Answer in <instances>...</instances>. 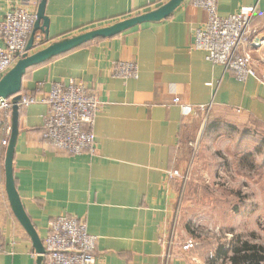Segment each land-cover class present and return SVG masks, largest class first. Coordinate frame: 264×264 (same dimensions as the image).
Wrapping results in <instances>:
<instances>
[{
    "label": "crops",
    "instance_id": "crops-1",
    "mask_svg": "<svg viewBox=\"0 0 264 264\" xmlns=\"http://www.w3.org/2000/svg\"><path fill=\"white\" fill-rule=\"evenodd\" d=\"M18 1L40 0H0V19ZM168 1L46 0L48 37L37 31L30 53ZM190 1L184 0L164 19L95 39L27 69L20 94L44 95L53 83L80 82L100 101L93 155L69 154L43 139L47 105L19 107L13 176L41 241L52 218L70 215L83 219L97 237L98 264H164L166 256L167 264H211L197 247L181 249L188 240L175 226L181 183L171 174L183 169V149L201 106L239 125L264 126V83L253 77L240 81L223 65L209 61L204 51L192 48L207 16ZM251 6L256 8L252 25L264 37V0H217L220 16ZM263 52H253L259 70ZM121 62L135 63L137 77H116ZM5 138L9 134L0 127V264H37L31 239L7 197Z\"/></svg>",
    "mask_w": 264,
    "mask_h": 264
},
{
    "label": "built area",
    "instance_id": "built-area-1",
    "mask_svg": "<svg viewBox=\"0 0 264 264\" xmlns=\"http://www.w3.org/2000/svg\"><path fill=\"white\" fill-rule=\"evenodd\" d=\"M191 5L206 12V22L195 32L192 48L202 50L206 58L221 64L235 77L244 81L253 77L264 83L253 58V52L264 48V37L259 36L252 21L255 7H242L238 12L220 16L217 0H191ZM38 4L30 1L12 2L3 19H0V78L8 72L25 54L35 20ZM264 61V59H262ZM120 78H136L138 68L135 63H119L114 73ZM13 96L0 98V127L10 133L8 124ZM175 102L179 98H174ZM35 103L47 105L43 116V139L58 150L69 154H95V134L93 124L100 108L98 97L89 92L80 82L53 83L44 95L20 94L18 106ZM201 110L209 109L201 106ZM188 112L189 109L186 108ZM8 138L2 140L6 146ZM174 171L171 176H178ZM97 237L90 234L83 219L70 215L52 218L47 224V233L42 239L43 264H98L95 254ZM192 239L186 240L181 249L194 248ZM3 244L0 236V253ZM167 256L164 264H167Z\"/></svg>",
    "mask_w": 264,
    "mask_h": 264
},
{
    "label": "rangeland",
    "instance_id": "rangeland-1",
    "mask_svg": "<svg viewBox=\"0 0 264 264\" xmlns=\"http://www.w3.org/2000/svg\"><path fill=\"white\" fill-rule=\"evenodd\" d=\"M260 65L264 74L263 60ZM189 133L175 226L202 257L232 264L235 248H264V126L239 125L204 109Z\"/></svg>",
    "mask_w": 264,
    "mask_h": 264
},
{
    "label": "water",
    "instance_id": "water-1",
    "mask_svg": "<svg viewBox=\"0 0 264 264\" xmlns=\"http://www.w3.org/2000/svg\"><path fill=\"white\" fill-rule=\"evenodd\" d=\"M183 1L184 0H169L167 3L155 10L120 20L109 26L96 28L77 35L65 37L63 39L54 41L35 52L25 53L12 68L0 78V98H8L13 96L10 133L8 143L6 145L4 159L5 188L14 216L31 239L33 249L37 254V264H43L42 253L44 250L42 241L23 208L21 199L15 187L13 176V156L18 134L19 106L17 102L20 98L23 76L25 75L27 69L47 62L56 56L71 51L90 41L98 38L113 37L144 22L159 21L164 19L171 15L172 12L178 6H180ZM45 4L46 0H40L38 2L34 28L27 44L28 50L33 49L34 37L37 31L40 30L46 37H48L49 19L45 15Z\"/></svg>",
    "mask_w": 264,
    "mask_h": 264
},
{
    "label": "trees",
    "instance_id": "trees-1",
    "mask_svg": "<svg viewBox=\"0 0 264 264\" xmlns=\"http://www.w3.org/2000/svg\"><path fill=\"white\" fill-rule=\"evenodd\" d=\"M229 259L232 264H254L262 261L264 262V248L262 249L245 244L241 248H235L234 255ZM211 264H216L214 258H211Z\"/></svg>",
    "mask_w": 264,
    "mask_h": 264
}]
</instances>
